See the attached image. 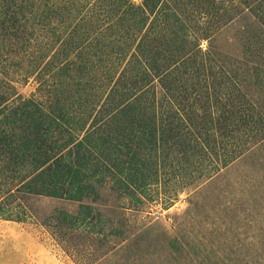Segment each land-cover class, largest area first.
<instances>
[{"label":"rangeland","instance_id":"374dc122","mask_svg":"<svg viewBox=\"0 0 264 264\" xmlns=\"http://www.w3.org/2000/svg\"><path fill=\"white\" fill-rule=\"evenodd\" d=\"M144 1L130 0L134 6ZM116 14L106 16L112 19ZM148 24L154 39L148 44L155 46L159 74L151 85L138 82L139 106H128L137 115L133 122L123 120L122 125L117 112L100 122L113 105L96 112L93 122L84 121V95L76 90L81 79L56 81L67 88L59 91L58 99L79 109L75 122L84 121L78 141L87 137L90 150L78 146V152L94 161L88 162V172L130 161L121 170L131 172L129 179L135 183H119L117 175L110 184L94 183L95 193L81 203L121 229L125 241L102 256L104 250L97 249L94 236L74 234L81 239L74 243L78 255L70 257L43 227L0 220V264H254V255H264V140L208 178L202 148L172 149L168 144L158 152L138 145L147 138L148 121L139 122L149 112L143 106L154 107L158 133L169 132L166 136L174 140L173 133L184 139L192 129L198 133L195 137L205 138V119L199 116L205 110H229L236 119L251 117L252 110L257 117L264 114V0H163ZM44 69L42 78L47 80L50 68ZM42 86L33 76L15 87L22 98L43 102L50 89ZM76 91L81 99L72 94ZM49 133L70 139L62 129ZM67 151L74 155L76 149ZM158 154L176 160L171 167L152 168ZM188 157L193 160L188 162ZM194 170L204 175L190 172ZM26 201L39 221L58 210L76 214L80 206L47 197Z\"/></svg>","mask_w":264,"mask_h":264},{"label":"trees","instance_id":"16d2710c","mask_svg":"<svg viewBox=\"0 0 264 264\" xmlns=\"http://www.w3.org/2000/svg\"><path fill=\"white\" fill-rule=\"evenodd\" d=\"M162 2L145 0L141 6H134L130 0H0V220L43 227L70 257L78 255L74 243L81 239L74 234L94 236L97 249L104 250L102 256L125 241L121 229L81 203L95 193L94 183L110 184L116 175L121 178L119 183L123 184V180L129 186L135 183L129 179L131 172L121 170L130 161L115 165L111 162L110 167H95L90 173L88 162L94 161L78 152V146L90 150L88 138L78 141V136L85 128V119L93 122L94 114L108 105H113V110H107L109 114L100 122L118 113V121L123 125V120L131 123L132 117L137 116L128 107L139 106L137 85L140 82L151 85L159 74L154 45L148 44L154 40L150 39L148 23ZM176 9L174 6L173 10ZM111 11L117 14L109 19L106 13ZM104 30L114 33L106 35ZM176 63L172 61L171 65ZM46 65L50 68L47 80L42 78ZM33 76L39 78L41 88H44L42 83L49 87L44 96L46 101L24 99L16 92V84L22 85ZM59 78L73 82L81 79L77 83L81 88L76 90L84 95V105L79 103L85 109L81 114L84 121L75 122L73 115L79 109H73L71 102L68 107L58 99L59 91L67 90L56 83ZM73 82L70 89L74 87ZM118 86L121 91L117 93ZM77 91L72 94L81 99L82 94ZM142 108L149 111L139 118L140 123L148 121L144 131L147 138L138 145L158 152L168 144L172 149L202 148L206 178L264 140V114L257 117L253 110L251 117L243 119H236L229 110H205L199 115L205 119V138L195 137L198 133L192 129L193 125L184 139L179 138L180 133L172 132L174 140L166 136L169 132L158 133L154 107ZM199 116L196 114L195 118ZM56 129L64 130L70 139H56L49 133ZM71 146L76 149L74 155L67 151ZM93 159L98 164L102 161ZM175 160L158 154L151 165L152 168L171 167ZM187 160L190 162L193 158ZM83 166L87 171H83ZM192 182L194 179L188 183ZM29 197L64 200L80 206L76 214L58 210L49 219L39 221L28 207L26 198ZM253 258L254 264H264V255L256 254Z\"/></svg>","mask_w":264,"mask_h":264}]
</instances>
